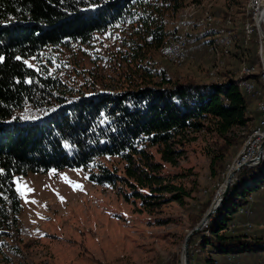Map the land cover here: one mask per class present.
I'll return each instance as SVG.
<instances>
[{"label": "trees", "instance_id": "trees-1", "mask_svg": "<svg viewBox=\"0 0 264 264\" xmlns=\"http://www.w3.org/2000/svg\"><path fill=\"white\" fill-rule=\"evenodd\" d=\"M241 2L246 6L247 0H230L229 8ZM186 4V0H0V264H27L15 263L8 256L21 253L17 243L21 240L23 207L15 176L93 168L97 171L89 175L92 183L111 186L123 182L133 186V181L137 189L134 196L148 199L149 206L157 198L154 195L165 192L173 194L170 200L181 202L191 193L164 184L155 173L159 166L153 163L148 149L157 147L164 160L174 162L177 153L172 145L189 130H200L208 122L214 124L220 138L230 140L231 132L248 125L249 108L256 104L240 89L238 67L232 69L227 60L216 77L210 76L216 63L210 47L216 39H205L197 24L189 34L187 60L192 43L196 49L204 46L213 58L208 75L215 82H180L165 70L143 65L150 50H166L167 54ZM228 11L223 16V11L214 15L225 20ZM242 13L246 19L241 39L237 38L233 15L229 59L240 54L239 60L248 57L252 65L258 61L260 66L259 37L255 35L246 42L248 18L245 11ZM115 30L126 34L123 46L127 53L122 62L130 70L136 68L140 77L133 87L118 93L96 94L70 103L66 86L57 79L40 76L25 62L46 48L86 44L96 34ZM27 108L33 114L25 119L21 113ZM225 157H214L213 177L220 176L217 168ZM104 158L125 162V177L96 163ZM238 180L205 228L209 235L200 243L196 238L202 232L192 239L191 264H238L251 258L249 264H260L258 258L264 259V229L259 234H250L243 227L233 229L234 224L254 216L258 206L253 195L259 198L264 194V160L257 167L244 169ZM139 189H148L151 195ZM247 208L252 214L242 215Z\"/></svg>", "mask_w": 264, "mask_h": 264}, {"label": "rangeland", "instance_id": "rangeland-1", "mask_svg": "<svg viewBox=\"0 0 264 264\" xmlns=\"http://www.w3.org/2000/svg\"><path fill=\"white\" fill-rule=\"evenodd\" d=\"M186 1L185 8L180 12L181 21L177 19V25H180L177 35L187 27L189 39L193 24H197L199 32L206 36L205 39H216L217 48L210 47L216 58L210 76L216 77L228 60L232 69L238 67V72L240 71L239 83L247 80L249 83H255V89L250 95L240 88L246 96L252 97L256 104L249 108L248 125L235 129L228 135L230 140H226L216 134L214 124L205 122L200 130H189L184 136L177 138L172 145V149L177 153L174 162L164 160L157 147L148 149L153 163L159 166L155 173L165 181L164 184H172L191 193L181 202L170 200L173 194L165 192L162 196L154 195L157 198L153 199L154 204L149 206L146 202L148 199L145 201L134 196L137 189L134 188L136 183L133 181V186L123 182L111 186L92 183L89 175L97 171L93 168L52 169L47 173L15 176V187L23 207L20 215L21 240L17 243L21 253L8 255L15 263L184 264L183 248L187 236L194 229L192 226L197 224L196 228L200 225L214 202L220 198L226 188L228 175L237 165L248 161L247 158L241 160L244 152H247L248 148L252 152L261 144L262 140L257 143L256 133L261 126V119L264 123V114L260 111V106L264 105V30L253 20L254 7H249L250 0H247L246 6H242L241 2L231 8L230 0H205L202 3ZM221 11V16L226 15L228 11L225 20H220L214 15L215 12L218 14ZM242 11H245L248 18L245 24L246 42L255 35L259 37L260 66L258 61L252 65L248 57L239 60L240 54L229 59L234 19L237 38L241 39L244 35L243 25L246 18ZM206 16H210L211 20L209 18L203 24ZM248 24L252 26H247ZM248 28V34L253 32L249 38ZM223 31H226L224 35ZM125 37L126 34L122 30L96 34L89 43L49 47L25 62L40 76L57 79L66 86L63 88L70 93V103L96 94L118 93L140 81L139 75L135 73L137 69L130 70L122 62L123 55L127 53L123 46ZM255 56L256 52L254 59L257 60ZM212 61L211 54L204 46L196 49L192 43L188 60L186 52L181 65L169 61L170 64L166 50H150L143 65L148 63L153 70H165L173 80L205 83L215 82L208 75ZM254 75H259V79L250 78ZM259 82L262 83L261 86ZM32 112L27 108L21 116L28 119L32 117ZM222 154L226 157L217 168L220 176L213 177L211 168L214 157ZM96 163L106 165L117 171L119 176L125 177L126 164L119 158L99 159ZM241 172L234 177L233 183L239 181ZM138 191L146 196L151 195L148 189ZM253 197L257 201L258 196ZM254 212V217L246 222L255 225L250 234H259L260 229H263L264 220L258 207L254 208ZM207 226L200 231L203 234L196 238L197 243L209 235L204 232ZM10 241L15 245L13 240ZM258 261L264 264V259L258 258ZM243 263L245 262L241 261L238 264Z\"/></svg>", "mask_w": 264, "mask_h": 264}, {"label": "water", "instance_id": "water-1", "mask_svg": "<svg viewBox=\"0 0 264 264\" xmlns=\"http://www.w3.org/2000/svg\"><path fill=\"white\" fill-rule=\"evenodd\" d=\"M264 17V13H263ZM264 36V32H263ZM264 160V141L259 147L258 155L255 159L250 160L246 163H241L232 173H230L227 177L226 180V188L220 195L219 203L216 206H212V208L209 210V212L206 214L205 218L203 221L198 225L196 228L192 230V232L187 236L185 244H184V264H191V255H190V243L192 238L198 234L205 226L211 222L212 217L218 213L220 208L222 207L223 203L226 201L228 198V195L231 190V186L233 184L234 177L241 172L242 170L246 168H252V167H257L260 165V163Z\"/></svg>", "mask_w": 264, "mask_h": 264}, {"label": "bare ground", "instance_id": "bare-ground-1", "mask_svg": "<svg viewBox=\"0 0 264 264\" xmlns=\"http://www.w3.org/2000/svg\"><path fill=\"white\" fill-rule=\"evenodd\" d=\"M250 6H253L254 7V10H253V12L255 13V11H256V8H257V6H259V0H250V4H249V7ZM250 10H252V9H250ZM210 18V19H209ZM207 19H209V20H211V17L210 16H206V18H205V20H203V24L206 22V20ZM253 20L256 22V24H258L257 23V20H258V18H257V16H255V14H253ZM253 24V23H252ZM252 24H248L247 26H252ZM259 26V25H258ZM247 28V27H246ZM258 28V27H257ZM248 32H250V30H249V28L247 29V37L251 34V33H253V32H251L250 34H248ZM263 32V31H262ZM187 33H188V28L186 27L185 29H183V31L181 32V33H179L177 36H176V38H174L172 41H171V43L169 44V46H168V50H167V59H168V61H170L171 63H173V64H177V65H181L183 62H184V60H185V54H186V52H187V41H188V37H187ZM226 33V32H225ZM224 35V34H223ZM227 35V34H226ZM249 37H251V35L249 36ZM248 37V38H249ZM263 40H264V36H263ZM228 44H229V42H227V45L226 46H228ZM213 47L214 48H217V44L215 43L214 45H213ZM226 48V47H225ZM228 48V47H227ZM263 54H264V52H263ZM264 69V68H263ZM246 71H248V72H250V70L249 69H246ZM213 75H215V73L213 74ZM244 75V74H243ZM246 75V74H245ZM252 75V74H251ZM243 81V80H242ZM249 80H247V81H243V82H241L240 83V88H242L247 94H251L252 92H253V90L255 89V83H249L248 82ZM249 86H253V89H250V87ZM241 89V90H242ZM255 95V94H254ZM260 111L264 114V105H261L260 106ZM246 162H248V161H244L243 163H246ZM241 164V163H240ZM239 164V165H240ZM237 167H238V165H237ZM236 167V168H237ZM235 170V169H234ZM233 170V171H234ZM232 171V172H233ZM231 172V173H232ZM220 199V198H219ZM219 199L216 201V202H214V206H216L218 203H219Z\"/></svg>", "mask_w": 264, "mask_h": 264}, {"label": "built area", "instance_id": "built-area-1", "mask_svg": "<svg viewBox=\"0 0 264 264\" xmlns=\"http://www.w3.org/2000/svg\"><path fill=\"white\" fill-rule=\"evenodd\" d=\"M263 13H264V0H259V6H257L256 11H255L254 14L258 18V25L264 30ZM249 87H250V89H253V86H249ZM256 140H257V143H259V141L262 140V142H260L261 144L264 141V123H261V126L258 127V130H257V133H256ZM261 144H259V146L256 147V150H253L252 152H250L251 149L248 148V151L244 152V155L242 156L241 160H243L245 158H247L248 161L255 159L257 157V155H258L259 147H260ZM251 214H252L251 209L247 208L244 211V214H242V215H246L247 216V215H251ZM239 227H243V228H245L248 231H251L252 229H254V225L252 223H249V222H240L239 224H234L233 229L239 228Z\"/></svg>", "mask_w": 264, "mask_h": 264}, {"label": "crops", "instance_id": "crops-1", "mask_svg": "<svg viewBox=\"0 0 264 264\" xmlns=\"http://www.w3.org/2000/svg\"><path fill=\"white\" fill-rule=\"evenodd\" d=\"M219 35V34H218ZM258 211L261 218L264 220V194L260 195L257 200ZM254 217V216H253ZM251 217V218H253ZM264 227V225H262ZM264 229V228H263ZM252 259V258H251ZM251 259H245L246 262H249Z\"/></svg>", "mask_w": 264, "mask_h": 264}]
</instances>
